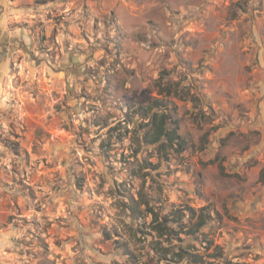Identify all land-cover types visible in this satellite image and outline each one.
<instances>
[{"label": "clouds", "instance_id": "clouds-1", "mask_svg": "<svg viewBox=\"0 0 264 264\" xmlns=\"http://www.w3.org/2000/svg\"><path fill=\"white\" fill-rule=\"evenodd\" d=\"M0 264H264V0H0Z\"/></svg>", "mask_w": 264, "mask_h": 264}, {"label": "trees", "instance_id": "trees-1", "mask_svg": "<svg viewBox=\"0 0 264 264\" xmlns=\"http://www.w3.org/2000/svg\"><path fill=\"white\" fill-rule=\"evenodd\" d=\"M168 219V217H165V220H167Z\"/></svg>", "mask_w": 264, "mask_h": 264}]
</instances>
